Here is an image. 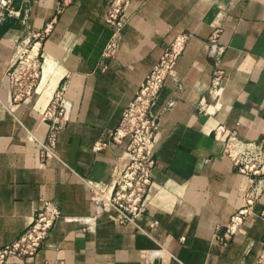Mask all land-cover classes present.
<instances>
[{
  "label": "crops",
  "instance_id": "obj_1",
  "mask_svg": "<svg viewBox=\"0 0 264 264\" xmlns=\"http://www.w3.org/2000/svg\"><path fill=\"white\" fill-rule=\"evenodd\" d=\"M111 1L0 5V247L44 203L61 210L37 254L7 264H264V191L230 233L250 182L225 151L234 137L264 147V0H130L118 33L105 20ZM214 29L220 55L209 41ZM179 33L190 38L178 81L168 78L153 106L146 209L123 219L111 199L125 142L113 133ZM37 40L39 83L31 99L15 101L9 69ZM59 91L67 114L46 156L52 120L43 114Z\"/></svg>",
  "mask_w": 264,
  "mask_h": 264
},
{
  "label": "built area",
  "instance_id": "obj_2",
  "mask_svg": "<svg viewBox=\"0 0 264 264\" xmlns=\"http://www.w3.org/2000/svg\"><path fill=\"white\" fill-rule=\"evenodd\" d=\"M11 0H0V5L9 6ZM130 0H112L107 7L105 20L118 33L127 22V9ZM190 34L179 33L165 46L159 61L142 82L133 100L125 108L120 124L113 133L116 143L125 142L126 163L112 182L111 204L117 208L123 219H133L146 209V196L152 184L156 160L154 156L159 115L153 110L159 92L168 78L178 81L176 67L183 54ZM219 30L214 29L209 36L216 55L224 48L219 45ZM114 48L111 43L109 50ZM42 58L40 42H27L17 55L8 77L13 100L27 101L34 95L41 77ZM218 71L215 72L217 74ZM219 84L214 78L213 86ZM63 92L59 91L46 108L43 117L51 119V126L44 145L45 155L54 153L57 131L66 117ZM97 142L96 149L103 148ZM226 153L234 166L249 178L241 208L232 216L227 228L237 232L239 226L251 213L253 204L264 191V147L255 141L232 138L227 142ZM264 214V212H263ZM61 215L58 206L44 203L37 209L31 224L12 242L0 247V264L11 259H31L44 245Z\"/></svg>",
  "mask_w": 264,
  "mask_h": 264
}]
</instances>
